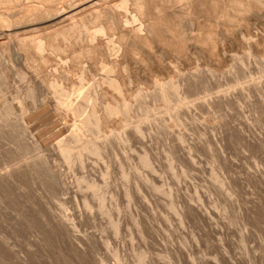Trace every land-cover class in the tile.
I'll return each mask as SVG.
<instances>
[{
	"label": "rangeland",
	"instance_id": "obj_1",
	"mask_svg": "<svg viewBox=\"0 0 264 264\" xmlns=\"http://www.w3.org/2000/svg\"><path fill=\"white\" fill-rule=\"evenodd\" d=\"M21 1L25 4L29 2V0ZM21 1L18 0V2ZM32 1L37 4L40 2V0ZM16 2L14 4L11 3V5L1 4L0 10L15 8ZM21 4H19L20 7H23ZM19 5H17V8H19ZM207 5L206 3L203 6L207 7ZM230 11L229 21H232L230 23L234 24V16L232 15H236V13L233 8ZM239 22L242 23L238 20L236 25L240 24ZM48 24L47 26L45 23L41 24L42 26L39 25L34 28H22L19 29L21 32L17 30V33L43 32L44 30L48 31L50 28L53 29L59 26V24L55 23ZM254 30L263 34L264 23L258 24ZM117 36L114 33L110 35L109 37L111 38L108 37L109 42L117 45L116 43L119 39V36ZM6 40H8L7 37H0V128H3V125H5L4 114L2 113L5 103L13 108L10 120L17 124L22 123V109L30 104V102L32 103L31 99L25 96L30 83V72H36L35 69L40 67L38 68L39 70L37 69V72H43L41 74L39 72L42 77L56 80V69L61 68L66 62L64 52L56 50L52 52L55 58L53 57L54 59L50 62V65H45L46 69H44L40 59L35 55L29 56V60L27 58L26 61L18 64L14 56H10L8 49H5L9 41ZM257 43L261 49H264V40H258ZM225 50L227 60L223 62L222 72L220 73H212L210 70L211 60L213 59L216 62L218 59L216 56H212L213 58L202 57L200 55L197 56L196 53L188 55L189 61L187 62H190V64L187 63V66L185 65L187 68L181 65L180 67V63L176 59L168 56L164 59V64H162L163 62L161 63V68L169 67L167 69L169 70L168 74L162 75L155 65L153 68L150 65L149 71H147L148 68L146 69L147 76L145 75L146 71H144L145 73L142 72L143 75L141 73L139 79L132 82L135 95L133 94L131 97V104L135 105V111L133 112L132 120L129 121L131 124L121 126V128L120 125H114L110 128L111 130L103 135L95 133L87 134L90 138L94 136L92 138L97 144H101L105 139L104 137L107 136L111 140L112 150L101 156L96 153L87 154L88 163L86 167H82L78 160H75L76 162H69L66 158L63 159L64 157H60V159L50 158L49 171L59 169L61 172L63 171L62 175L64 174L63 176L67 177L68 181L73 180L71 184L69 183L73 189V192H69L70 194L66 192L56 193L45 188L43 190V185H41L42 183L40 184V181L38 182V179L36 180L38 183L36 181L35 183L29 182V185L33 184L30 186L31 189L29 186V188L27 187L23 190L14 189L13 196L9 192L7 193L4 192L5 190L0 189V236L4 231L11 235V224L16 220L17 211L20 212L28 209L26 213L31 219L28 218L27 221L29 226L32 225L30 227L31 230L26 225L27 223L22 221L19 224L17 234L12 235L11 240L13 239L12 241L16 245L15 248L19 249L20 247L19 250L27 251V248L28 250L31 249L30 244L35 238L32 228L35 225H39L37 223L39 218L35 210V212H31L33 208L29 205L27 197L41 194L42 200H45L56 212L63 211L64 213L72 214L80 211L89 217H84V220L87 219L86 222L88 223L84 222L77 227L78 236L84 237L86 234H94L99 243L95 247L97 249H94L93 254L97 259H105L107 264L117 263L116 251L120 255L122 264H180L177 257L170 253L168 249L170 246L186 253L182 264H221L222 258H226L234 264H264V149L259 147L247 148L240 136L241 128L242 132L247 133L249 136L253 134L256 137H264V50L258 55L250 54L247 48L240 43L226 46ZM167 58L169 62H167ZM99 62L101 61L97 62L99 65H96L97 71L95 77L90 79L91 82L105 75L114 77L113 72H108V64L104 63V61L101 64ZM218 62L220 61L218 60ZM42 67L43 70H41ZM183 67L185 70L181 69ZM152 69H155L157 72ZM110 73L113 74L110 75ZM69 74L77 82L82 78L78 69ZM169 74H173V78ZM191 74L200 75L201 77H205V79L202 83H196L195 92L189 94L186 98V102L193 106L191 113H193L194 118L189 119V117L183 116L181 122H188L187 126H184L175 120V109H172L170 113L163 101H157L159 103L153 102L151 94L157 87H154L155 85L150 82V79H162L166 82ZM166 76L169 79H166ZM58 82L59 88L62 89L64 87L63 84L60 81ZM91 82H87L86 80V86ZM250 84H259V86L257 90L247 93L245 87ZM74 88L75 86H68L69 90L65 92L66 95H61L64 101H67L68 97L71 98L72 95H76L77 91ZM52 89H49L51 95H54L58 99V95L60 96L59 91L55 93L56 90ZM65 91H67L66 88ZM137 91L143 93H140L141 95L138 96L136 95ZM224 95L229 97L227 104L222 99ZM108 97L109 101L107 102H110V94ZM205 99L206 101L210 100L212 103L209 107L203 108L201 105L205 102ZM90 104L92 102H88L79 116H74L75 119L72 117L73 123H78L79 119L89 114ZM125 106L123 105V108ZM36 110L24 109L25 115L27 114L25 125L29 123L27 126H32L33 128L32 134L27 137L30 149L26 152L20 149L18 154L26 153L28 156L25 157L27 160L21 161L22 164L37 162L36 164L39 166L43 155L46 154V150L37 146L38 141H35V135L41 132L43 133L42 138L48 139L53 136L54 129L52 130L49 122L39 120L41 119L39 116V118L34 117L38 115L34 113ZM30 114L32 115L29 117ZM117 114H115V117L120 118L123 112ZM28 117L31 120L29 119L28 121ZM41 121L45 123L43 124ZM138 122L143 127L150 126L143 136L136 129ZM130 128L138 137L140 136L139 138L143 140L142 144H129L122 139L124 131ZM180 131L187 133V143L179 141L177 135ZM170 133L173 134L169 135ZM97 135H101L102 137ZM189 141L198 144L200 147V152L193 162L195 165L193 169L185 168L178 160L171 159L172 157L168 151V145L175 143L186 152L188 150L186 146L191 143ZM77 146L79 144H75L74 148L79 149ZM74 148V152H72L76 153L77 150H74ZM145 150L149 155L153 168L145 165L141 159ZM220 153L223 154L224 162H219L218 160ZM8 155H11V153ZM8 165L10 163H0V170L4 171L9 167ZM183 171H186V174ZM251 174H255L257 178H251L254 177L249 176ZM85 175L91 176V178L95 177L98 185L96 189H88L85 184H82V188H84L81 191L77 190L76 185L78 181L80 182L81 177ZM193 184L196 186L198 192ZM177 186H179L181 194L187 197L190 194L194 196L193 194L196 193L198 196L200 195V200L195 195L199 203L196 200L192 202L207 210L205 214L209 215L208 223L201 221L200 223L197 219L194 222H192L193 220L181 222L180 215L178 214L180 197L178 198V195L175 194ZM129 189H131L130 191L133 194L134 202L126 195V191ZM24 191L28 193L24 194ZM19 192L25 196L19 194ZM84 194L88 196L89 206L83 203L82 196ZM260 199L261 201H259ZM23 206L27 209L22 208ZM246 208L247 210H254V218L248 224L247 229L244 228L243 223V213ZM138 212L144 216L150 230L151 236H147L146 239H143L139 235L138 226L136 225ZM119 216L123 221V226L120 229V233H117L111 219H117ZM30 221H33L35 225H30L32 223ZM244 233L246 235L243 241L242 235ZM43 250L47 251H41L42 254L41 252L40 254L44 256L40 255V257H46L44 258L46 262L49 258L50 261L48 262H51V264H64L65 257L57 250L55 244L52 243ZM143 253L146 256L145 258L143 257L142 262L140 261V256ZM98 264H102L101 261L98 260Z\"/></svg>",
	"mask_w": 264,
	"mask_h": 264
},
{
	"label": "bare ground",
	"instance_id": "obj_2",
	"mask_svg": "<svg viewBox=\"0 0 264 264\" xmlns=\"http://www.w3.org/2000/svg\"><path fill=\"white\" fill-rule=\"evenodd\" d=\"M14 2L17 3L15 8L0 10V37L8 38L9 41L6 40L8 41V45L5 49H8L9 52H7L10 53V56H14L15 61L21 64L23 61H26L27 58L29 60V56L32 57L35 55L40 59L44 69H46L45 65H50V62L55 58L52 52L56 50L59 52L62 50L66 57V62L61 68L59 67L56 69V80H49L42 77L40 74L43 72L39 71L40 74L37 72L40 67L37 68L38 70L35 69L36 72L29 71L30 83L25 96L29 97L32 103L30 102V104L22 109V123L17 124L11 121L10 116L13 113V108L7 103L3 105V112H1L4 114L5 125H3V128H0V163H10V165H8L9 167L4 171L0 170V189L5 190L4 192H9L11 196L14 195V189H26L28 186L30 187L33 185H29L30 181L35 183L37 179L38 182L40 181V184L42 183L43 190L48 189L56 193L73 192L72 186L70 185L73 180L68 181L67 177H64V174L62 175L63 171L61 172L59 169L49 171L50 158L54 157L60 159V157H64L63 159L66 158L69 162H76L75 160H78L82 167H86L88 163L87 154L96 153L101 156L112 150L111 140L107 136L104 135V141L101 144H97L92 138L94 136L90 138L87 134L95 133L103 135L111 130L110 128L114 125H120L121 128V126L129 124V121L132 120L133 112L135 111V105L131 104V97L135 93L132 82L139 79L142 72L146 71L147 68V71H149L151 66L153 68L154 65L158 67L162 75L168 74L169 70L167 69H169V63L167 65L168 68H161L166 57L170 56L176 59L180 63L179 66H187V63L190 64V62H187L189 61L188 57L190 53H196L197 56L200 55L209 58L216 56L218 59L216 62L212 59L211 68H209L212 73H220L222 72L223 62L227 60L225 53L226 46L240 43L247 48L250 54L256 55L261 54L264 50L263 48L262 50L257 43L258 40H264V33H258L254 30L258 24L264 23V0H40L38 4L32 0H29V2L27 1L28 3L26 4L22 3V1L18 2V0H0V6L1 4L11 5V3L14 4ZM18 3H22L23 5L21 4V6L23 7H20ZM206 3L208 5L204 7L203 5ZM17 5H19V8H17ZM231 8H233L236 13V15H232L234 12L231 14L234 16L235 25L230 23L232 21H229ZM238 20L244 24L242 25V23L239 22L241 25H236ZM45 23L46 26L47 23L50 25L55 23L59 24V26L53 29L50 28L51 30L49 29L48 31L44 30L43 32L20 33L21 31L19 29L34 28ZM17 30L20 31V34L17 33ZM113 33L119 36L118 42L116 41L117 45H114L115 43H113V41V44H111L108 40V37ZM253 37H255L256 40L253 39ZM99 60L101 61L99 62L100 64L102 61L108 64V72H113L114 77L105 75L91 82L90 79L95 77L97 71L96 65ZM218 60L220 62H218ZM167 62H169L168 58ZM148 65L151 66L149 67ZM75 69H78L82 75L81 80L78 82L69 76V73ZM181 69H184V67ZM41 70H43V67ZM147 71L146 73L144 72L146 76ZM112 74L110 73V75ZM172 75L169 74L171 77ZM166 79H169V77L167 78L166 76ZM204 79L205 77H201L197 74L181 76L177 80L173 79L166 82L162 79H150V82L155 85L154 87H157L155 90L153 87L154 92H152L151 98L154 103L159 100L163 101L170 113L172 109H175V115L173 114L175 120L187 126L188 122L182 123L181 118L183 116L189 117V119L194 117L192 115L193 113H191L193 106L186 102V98L189 94L195 92V84L198 82L202 83ZM86 80L87 82H91L90 84L87 83V86L85 84ZM58 81L63 84L64 87L62 86V89L59 88ZM70 85L75 86L77 91L76 95H72V97L70 96L71 98L68 97V100L64 101L61 95H66L65 92H68V86L70 87ZM258 86L259 84H250L247 85L245 89L247 93H250L257 90ZM50 88L55 89V93L59 91L60 96L58 95V99H56L57 97L54 95H51ZM65 88L67 91H65ZM140 93L141 92L137 91L136 95L140 96L143 92ZM109 94L111 100L107 102L109 101ZM222 99L226 104L229 102V97L227 95H224ZM88 102H92V104H90L91 108L90 112H88L89 114L79 119L78 123H73L72 119L74 116H79ZM211 103L210 100L206 101L205 99V102H203L201 106L203 108L209 107ZM123 105L127 107L125 106V108H123ZM176 107L178 108L176 109ZM24 109H37L34 113L38 115L34 117L39 116L41 118L39 120L49 122L52 130L54 129L53 136L48 139H43V133L41 132L35 135V141H38L37 146L46 150V154L43 155L42 162L39 166H37V162L22 164L21 161H24V159H26L25 157L28 156L26 153L18 154L20 149L25 150V152L30 149L27 137L32 134L31 131L33 128L32 126H27L29 123L25 125L27 114L25 115L26 112ZM119 112H123V115L120 118H116L115 114ZM34 113L32 114L34 115ZM32 114H30L29 117ZM29 117L28 121L30 119ZM140 124L139 122L136 124V129L140 135L143 136L150 126L143 127ZM171 134L173 133L169 135ZM251 135L245 134L240 128V136L247 148L259 147L264 149V137L261 138V136L256 137L253 136V134ZM97 136L102 137L101 135ZM139 137L130 128L124 131L122 139L129 144H142L143 140ZM177 137L182 143H187L186 141H188L187 133L184 131H180ZM75 144H79V146H77L79 149L74 148ZM186 147L188 150L185 152L178 144L170 143L168 145V151L172 157L171 159L178 160L185 168L193 169L195 166L193 162L200 152V147L198 144L192 142ZM73 148L77 150L76 153H73ZM9 153H11V155H8ZM218 157L219 162L225 161L222 153H220ZM141 159L145 165L153 168V164L151 165L146 150L143 152ZM185 172L183 171V173ZM249 176H254L251 177L253 179L257 178L255 174ZM82 184H85L88 189H96L98 187L95 177L91 178V176L89 177L86 175L81 177L80 182L78 181L76 185L78 191L84 188H82ZM130 190L131 189L126 191V195L134 202V197ZM20 192L19 194L22 195L26 193L25 191L23 193ZM175 194L178 195V198L180 197L178 214L180 215L181 222L190 220L194 222V220L197 219L198 222L208 223L209 215L205 214L207 210L203 208L204 211L200 205H195L192 202L194 200L197 201L200 195L198 196L196 193L193 194L194 196L190 194V196L187 197L181 194L179 186L176 187ZM34 195V197H27L30 203L28 204L33 208L31 212L35 210L36 212H34L39 218L37 222L39 223V225L37 224L38 226L33 224V221H37L36 219V221H30L32 222L30 225L33 224V226H36H34L35 230L34 227L32 228L35 238L30 244L31 249L29 248L30 250H28L27 248V251L19 250L20 247L19 249L15 248L16 245L13 243V239L11 240L12 235L14 236L17 234L19 224L22 221L26 222V225L29 226L27 221L29 216L26 213L28 209L23 206L22 208H26L27 210L23 209L24 211H17V214L15 213L16 220L11 224V235L5 231L1 233V264H47V262L50 261L48 256V261L46 262L44 259L46 257L41 258L40 255L42 252L47 251L43 249H46L52 243L56 245L57 250L65 257L63 261L64 264H98V260L101 261L102 264H107L105 259H97L93 254V251H95L94 249H97L95 247H97L99 243L94 234H86L84 237L78 236L79 232L77 227L87 221V219L84 220V217H87L86 214L80 211L72 214L64 213L63 211L56 212L45 200H42L43 197H40L41 194H37L39 196L36 194ZM195 195L198 197L196 198ZM82 200L84 205L89 206L87 195L84 194ZM259 201H261V199ZM253 218L254 210H247L246 208L243 213L244 228H248L247 226ZM111 221L116 232L120 233V229L123 226V221L120 216L117 217V219L112 218ZM136 225L138 226L139 235L143 239H146L147 236H151L147 222L144 216L139 212ZM31 226L28 228L30 229ZM245 235L246 233L242 235L243 241ZM168 249L170 253L177 257L179 263L182 264L186 253L172 246L168 247ZM115 256L117 263L114 262V264H122L119 257L120 255L117 251L115 252ZM145 256V253H143L140 256V261L143 262ZM48 264H51V262H48ZM221 264L234 263L229 262L226 258H222Z\"/></svg>",
	"mask_w": 264,
	"mask_h": 264
}]
</instances>
